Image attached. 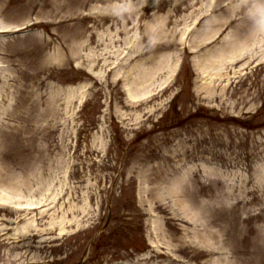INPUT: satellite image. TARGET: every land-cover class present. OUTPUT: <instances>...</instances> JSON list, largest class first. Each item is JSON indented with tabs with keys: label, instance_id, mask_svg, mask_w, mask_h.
<instances>
[{
	"label": "rangeland",
	"instance_id": "obj_1",
	"mask_svg": "<svg viewBox=\"0 0 264 264\" xmlns=\"http://www.w3.org/2000/svg\"><path fill=\"white\" fill-rule=\"evenodd\" d=\"M0 264H264V0H0Z\"/></svg>",
	"mask_w": 264,
	"mask_h": 264
}]
</instances>
